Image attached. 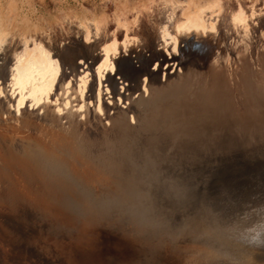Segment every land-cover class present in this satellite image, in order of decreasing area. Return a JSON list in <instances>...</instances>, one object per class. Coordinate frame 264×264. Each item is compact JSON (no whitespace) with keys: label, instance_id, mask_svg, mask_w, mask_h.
<instances>
[{"label":"bare ground","instance_id":"1","mask_svg":"<svg viewBox=\"0 0 264 264\" xmlns=\"http://www.w3.org/2000/svg\"><path fill=\"white\" fill-rule=\"evenodd\" d=\"M167 6L149 30H135L140 37L127 32L120 42L113 36L98 56L100 26L90 24L70 26L78 38L62 42V54L52 43L28 47L0 39V79L10 75L18 111L30 103L47 113L52 93L64 84L67 93L77 84L84 102L95 67L99 112L107 73L129 82L122 86L129 96L140 92L106 129L84 125L71 111L42 115L35 108L0 118V127L25 133L0 135V200L22 217L18 231L10 230L15 241L34 235L28 245L33 264H264V157L254 154L264 152L254 146L264 140V79L244 80L240 94L248 104L234 107L223 80L202 69L207 37L218 36L223 10L205 8L181 20L177 8ZM262 8L259 13L254 3V17L247 18L239 7L231 22L244 30L252 22L261 25ZM123 51L129 54L121 56ZM78 57L89 70L77 79ZM170 60L184 73L168 72L160 80L158 69ZM64 63L71 71L62 83ZM114 75L111 85L119 84ZM106 93L112 95L109 87ZM220 151L241 155L200 169L209 164L210 152Z\"/></svg>","mask_w":264,"mask_h":264},{"label":"rangeland","instance_id":"2","mask_svg":"<svg viewBox=\"0 0 264 264\" xmlns=\"http://www.w3.org/2000/svg\"><path fill=\"white\" fill-rule=\"evenodd\" d=\"M254 3H256L258 12H263L262 7L264 6V0H0V39H9L10 45H21L22 42L25 41L28 47H30L34 43L33 41H39L47 44L52 43L54 46L57 45L58 47L59 45H63L62 42L71 44L78 38L71 32L70 26L77 27L79 25L90 24L94 28H99L100 26V42H98V48L94 51V54L98 56L100 54L99 50L103 49V43H105L107 39L110 40L113 36H117L120 42L123 41L127 32L131 37H140L139 35L141 34H134L136 32L135 30H149L148 25L151 26V21L158 18L160 10L166 8L164 6L168 5L167 7L170 8L173 4L171 7L177 8L175 9L179 16L181 15V20L186 16L201 13L205 8H207L208 11L216 10L215 12L223 10L220 12L222 22L220 20L218 22L220 28L217 27L219 39L218 36L216 38L207 37L210 42V54L209 58L203 62L204 65H202V69L209 71L212 75H218L219 78L223 80L226 87L230 89L232 104L236 105L234 107L245 109L246 107L244 106L248 103L246 104L242 101V96L240 94L242 86L244 85L242 82L249 78L252 79L248 80V82L252 81V83L264 79V17L261 25H258V23L253 24L252 22L250 23L251 27L248 30H244L242 28L238 29L235 23L233 21L231 22L230 16L233 14L234 10L243 7L246 14H248L247 18L254 17L251 13V7ZM176 4H178V6ZM220 4L223 6L221 7ZM179 5L181 7H179ZM183 12H187L188 14L186 15L184 13L183 15ZM71 22L73 24L75 23V25L72 26L73 24ZM64 33L70 37L67 35L65 36ZM213 39L215 40L213 41ZM49 41L51 42L49 43ZM83 41L87 42L85 38ZM133 44L135 45L131 46H135V51L139 52L141 46H137L136 43ZM181 45L183 46V44ZM141 51L147 55L149 54L145 49ZM128 54L129 53L126 51L121 52V56ZM131 56H135V54H131ZM74 63L79 65V67H77V73L74 75L77 79L80 75L84 74V69L89 70L87 68V63L81 62L79 57L74 60ZM93 63L92 65L95 66V62ZM155 65L156 60H153L149 68L153 69ZM175 66H177V61H162L159 69L157 68L160 72V80H166L164 79V75L168 72L170 75L174 76L184 73L182 67L176 68ZM62 69L63 71L66 69V75L62 80V83H64L68 81L70 76L69 72L71 70L66 63H64ZM112 74H115L114 77L119 84L114 82V85H111L108 78H110L109 76ZM116 74L115 72H111V74L107 73L106 78L103 80L104 86L103 90H101L103 92V112H99L98 110L97 92L100 87V81L96 67L94 76H91L92 81L86 92H84V102L82 93L78 90L77 84H74L75 87L71 89L69 93H67L68 89L64 84L62 88L58 87L52 93V97L48 102L49 106L47 113L39 106H35V108H38L37 110H39V113L42 115H51L55 112L65 116L71 111L81 123L85 122L84 125L88 124L89 126L91 122L96 124L99 128L106 129L112 125L111 117L116 115V112H118L117 110L129 109V106L133 104L132 99H136L140 94V92L136 91L129 96V91L122 88V86L127 88L129 82L121 75ZM94 77L95 79H93ZM10 78V75H7V78L4 80L0 79V82H2V85L5 87L4 94L0 95V103L2 104H0V106H3V109L0 110V118L3 120H7L8 117H12L13 114L21 117L23 114L22 110L35 109L28 103L27 106L22 107L23 109L18 111L16 105L17 98L12 94V90L9 86ZM74 79L73 82L75 83L76 81H74ZM92 84L94 85L93 88H91ZM106 87H109L112 91V95L106 93ZM142 89V93L145 95L146 92L143 85ZM68 95H70L69 98H67ZM124 95L127 96V99ZM120 96H122V99L125 101L124 103L118 99ZM58 98H61V100ZM67 99L72 100L69 105H66ZM55 101H58V104H56ZM59 102H61V104H59ZM82 102L85 103L84 110H80V104ZM58 106H61L63 111L60 112ZM132 117L133 113L129 112L128 120L132 121ZM63 121L65 122L68 120L64 118ZM84 125H79L81 130L85 127ZM15 133L14 135V133L9 132L5 127H0V135L8 136V138L14 139L16 138L15 136L21 137L25 134L16 131ZM21 218L20 215L18 216L13 204H8V202L0 200V264H33L32 258L30 257L32 254L28 252V245L34 235H32L31 238L25 237L23 241L21 239L20 243L19 241H15V238L10 232L13 228L17 229L18 225L21 223ZM17 231L18 229L15 232ZM27 241L28 244H25ZM31 245L32 244H30V246Z\"/></svg>","mask_w":264,"mask_h":264},{"label":"water","instance_id":"3","mask_svg":"<svg viewBox=\"0 0 264 264\" xmlns=\"http://www.w3.org/2000/svg\"><path fill=\"white\" fill-rule=\"evenodd\" d=\"M61 47H57L56 46V49H57L58 53H61V51H60L61 50ZM61 54H60V56L58 55L60 58H61ZM209 54H210V51L208 50L206 52L205 56H204V61L209 58ZM159 73L160 72L158 71V75H159ZM260 140H262V139H260ZM254 146L257 147V148H263L264 147V140L263 141H259L258 140V142H256L254 144ZM254 154L256 156L264 157L263 156L264 155V152H257V154L254 152ZM239 155H241V152H224V151H220V152H210L209 164L205 163L200 169L201 170H205V171H210V169L212 167H214L213 164H217L218 163V160H223L224 161L225 159L230 160L232 158L234 160V158L240 157ZM250 158L252 159V158H254V156H251ZM165 173H169V171H165Z\"/></svg>","mask_w":264,"mask_h":264}]
</instances>
